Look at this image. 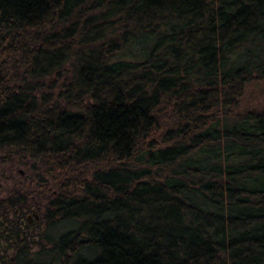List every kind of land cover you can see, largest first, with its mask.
Wrapping results in <instances>:
<instances>
[{"label":"trees","instance_id":"16d2710c","mask_svg":"<svg viewBox=\"0 0 264 264\" xmlns=\"http://www.w3.org/2000/svg\"><path fill=\"white\" fill-rule=\"evenodd\" d=\"M258 82L264 0H0V264H264Z\"/></svg>","mask_w":264,"mask_h":264},{"label":"rangeland","instance_id":"374dc122","mask_svg":"<svg viewBox=\"0 0 264 264\" xmlns=\"http://www.w3.org/2000/svg\"><path fill=\"white\" fill-rule=\"evenodd\" d=\"M263 89H264V82L248 84L246 86V90L243 95V100L241 102V108H244V107L255 108V106H264V93L261 92L263 91ZM8 164L9 163L6 160L3 161L0 158V198L10 195L12 189L22 191L26 189L32 190L36 188V180L32 178V176L30 175V169L26 165H23L19 162L13 163V166H16L17 168L22 170L23 173L21 174L18 171L15 172V171H12L11 169H8ZM31 196H32V199L34 200H38L39 198L36 196V194L34 195L32 194ZM32 199L28 200V202L34 207L35 201ZM39 200L36 202L39 203ZM42 202L43 201H41V203ZM37 212H38V215H40L39 208ZM28 224H31L29 233L31 232L32 234H35L37 230L39 229L40 224L42 223L39 217V220L37 221V223L36 222L34 223V220H33L32 222H29ZM5 230L7 229H3V231ZM0 239L2 238L0 237ZM3 242H5V240ZM10 253H11L10 247L9 248L5 247L4 249L0 247V256L5 255L8 257Z\"/></svg>","mask_w":264,"mask_h":264},{"label":"flooded vegetation","instance_id":"af4514ba","mask_svg":"<svg viewBox=\"0 0 264 264\" xmlns=\"http://www.w3.org/2000/svg\"><path fill=\"white\" fill-rule=\"evenodd\" d=\"M21 173H23V172H21ZM38 208H39V206L37 205V202L35 201V206L34 207L33 206H29V209L27 211H23L22 212L23 214L20 215L19 216V219H18V221L20 223V227H22L25 222L29 223V222H32L33 220H34V223L35 222L37 223L36 218L34 217L33 212H31V211H32V209H34L37 212L38 211ZM15 213L17 215L20 214L17 211V209H15ZM38 220H39V218H38ZM0 223L2 225V228H0V237H4L3 235L6 236L9 233L8 232L9 225L7 223H3L2 221H0ZM3 229H7V230L3 231ZM1 233H3V234H1ZM2 246H3V240L0 239V247H2Z\"/></svg>","mask_w":264,"mask_h":264},{"label":"water","instance_id":"95a60500","mask_svg":"<svg viewBox=\"0 0 264 264\" xmlns=\"http://www.w3.org/2000/svg\"><path fill=\"white\" fill-rule=\"evenodd\" d=\"M19 170L22 172L21 169H19ZM31 212H33V215H34V217L36 218V221H38V218H39L38 212H36L34 209H32Z\"/></svg>","mask_w":264,"mask_h":264}]
</instances>
